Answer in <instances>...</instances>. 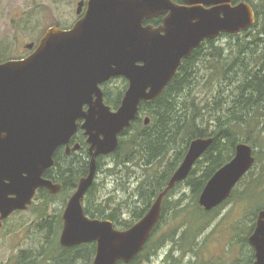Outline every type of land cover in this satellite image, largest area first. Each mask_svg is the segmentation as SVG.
Masks as SVG:
<instances>
[{"label":"water","instance_id":"obj_1","mask_svg":"<svg viewBox=\"0 0 264 264\" xmlns=\"http://www.w3.org/2000/svg\"><path fill=\"white\" fill-rule=\"evenodd\" d=\"M183 1L184 5L173 0H89L72 28L50 27L27 57L0 62V180H10L7 185L0 182L3 216L26 209L38 187H47L52 193L62 189L43 174L55 164L54 154L60 146L67 145L69 151L77 121L84 119L90 168L64 208L60 243L72 247L96 241L93 264L130 262L143 249L161 219L165 194L189 176L213 138L191 141L165 191L125 230L84 212L82 201L95 181L97 157L118 149L120 134L135 120L140 102L162 94L183 59L204 40L237 34L256 21L255 10L246 1ZM83 5L79 2V14ZM166 12L162 27L143 25L145 19ZM34 44L26 47L33 49ZM119 76L129 85L121 105L113 110L105 102L101 85ZM149 121L146 117L145 123ZM79 147L77 144L73 150ZM255 161L253 146L238 143L234 157L206 183L199 204L206 210L221 205ZM10 192L16 196L7 199ZM249 242L255 249L253 264H264V210Z\"/></svg>","mask_w":264,"mask_h":264},{"label":"trees","instance_id":"obj_2","mask_svg":"<svg viewBox=\"0 0 264 264\" xmlns=\"http://www.w3.org/2000/svg\"><path fill=\"white\" fill-rule=\"evenodd\" d=\"M238 1H246L252 5L256 13L255 23L247 30L237 34L223 33L217 39L207 40L190 56L184 58L177 73L162 94L152 101L140 102L135 120L129 128L120 134L118 149L110 155L97 157L99 169L106 156H114L116 168L111 173H115L122 165L128 166L132 162L141 164L143 173L139 177L136 187V196L140 201L138 208L135 207L132 211L133 218L130 221L118 220L116 215L114 217L106 210H100L95 215V211L85 208L87 214L114 220L116 225L122 228L132 226L145 215L158 196L165 191L171 177L183 161L191 141L200 137H212L213 143L203 154V159H199L196 163V165L204 166L202 174H198L197 168L194 166L189 176L169 189L162 201L163 213L172 205L174 217L184 216L187 208L183 206V196L187 194L174 197L172 192L179 184L185 182L183 186H187L195 195L192 217L187 219L186 224L188 235L202 234L210 226L214 219L213 214H218L220 208L218 206L212 210H206L199 204V196L203 188L214 173L234 157L236 146L241 142L240 134L247 133V138L242 142L251 144L252 137L257 140L253 133H261L264 129V123H259V118L262 115L258 113L264 106V0H236V2ZM223 38H228L229 42L220 43ZM3 56L0 54V62L15 58L1 59ZM206 60L214 62V66L211 77L205 78L200 76V71L201 65ZM235 76L238 78L235 79ZM122 78L125 84H123V90L119 89L117 93L110 86L115 78L102 86L106 104L115 110L119 107L128 88V80ZM231 84L234 88L231 87L228 92V87ZM203 88L207 89L205 93L208 94L205 99L202 96ZM206 112L209 114L207 119ZM146 117L150 119L148 124L145 123ZM78 139L82 140L83 154L79 152V156L68 159H65L64 156V160H62L60 151L55 153L56 167L59 168L64 183L62 192L66 189L74 191L80 177L89 172L91 159L89 145L85 141V136ZM75 144L76 142H72V145ZM252 146L256 158L255 164L239 182L245 183L246 179H249L252 183L247 185V190L242 194L240 201L257 200L262 196L257 198L258 196L255 195L264 182V149L259 152L254 145ZM169 156L172 157L171 160L167 159ZM160 160H164L162 166L160 169L155 168L156 163ZM257 167L259 168L258 174L254 172ZM48 172L46 173L50 174ZM95 185L96 178L85 196L98 197L93 192L96 188ZM235 188L232 191V196L236 191ZM47 198L45 197L46 200ZM65 204L66 200L64 199L63 205ZM89 206L90 203L87 207ZM163 217L164 215H162V219ZM185 220L182 219L181 223ZM236 222L239 227L243 223L240 220ZM55 225H57L56 233L58 234L63 226L61 216L57 218ZM245 227L241 230L246 233V240L249 242V234L250 231L253 232L254 227L250 228L249 226V231L248 223ZM160 239L162 240L163 236ZM152 241L153 235L151 234L143 249L130 262L120 260L117 264H139L148 259L147 253H150ZM249 245H251L250 242ZM58 247L63 253L55 258L59 259L60 257L63 261L75 248H86L87 255L89 251L93 255L96 252L95 246L90 244L80 247H64L60 244L58 246L56 243L54 250ZM251 254L254 259L253 249ZM68 256H71V253Z\"/></svg>","mask_w":264,"mask_h":264},{"label":"rangeland","instance_id":"obj_3","mask_svg":"<svg viewBox=\"0 0 264 264\" xmlns=\"http://www.w3.org/2000/svg\"><path fill=\"white\" fill-rule=\"evenodd\" d=\"M78 1L80 0H0V54L4 55L1 59L10 57L21 59L25 56L27 57L33 49L27 48L26 44L30 42L38 43L50 27L56 26L61 29L72 28V25L76 23L79 17L76 12ZM227 42H229L228 38L220 40V43ZM213 66L214 62L206 60L201 65L200 76H204L205 78L211 77ZM236 78L238 76H235ZM123 84H125L124 80L119 76L112 81L110 86L117 93L119 89L123 90ZM231 87L234 88L231 84L228 87V92H230ZM206 91V88L202 89L204 99L208 95L205 93ZM204 101L203 103L205 104ZM258 113L262 115L259 118V123H264V106ZM205 117L206 119L209 117L207 112L205 113ZM253 135L257 137V140L252 137L251 142L253 144H251L260 152L264 149V129L261 133L255 132ZM245 138H247V133L240 134L239 139L241 142ZM87 144L89 145L88 142ZM80 152V154H83V150ZM167 159L171 160L172 157L169 156ZM114 161V156H106L103 159L102 165L98 169L96 188L93 192L99 198H107L106 201L114 207L120 206L127 209L131 201H136V204L139 206L140 199L136 196V187L138 186L139 177L143 173L141 164L132 162L128 166L122 165L118 167L115 173H111L116 168ZM163 162L164 160L158 161L155 168L160 169ZM195 168H197L198 174H202L203 165L197 164ZM258 170L259 168L257 167L254 172L258 174ZM251 183L249 179H246L245 183L237 184L234 196L219 207L218 214H213L214 219L210 223V226L202 234L194 235L203 247L199 245L195 249V252L189 254L186 251L183 256H180L177 252L176 256L181 260L183 259V262L187 257L188 260L194 261L195 257L193 256L195 255L205 264H252L254 260L251 254L252 248L246 240V233L241 229L246 228L247 223L248 231L249 226L250 228H255L258 212L264 209V182L255 195L256 197L258 196L257 198L262 195L261 198L240 201L242 194L247 190V185H251ZM183 185H185V182L176 187L175 194H187L183 196V206H186L187 211L184 216L178 215L174 217V209L172 205L169 206L158 226V229L161 231L157 234V238H159V234L163 233L162 241L164 243L170 240L173 236V231L178 229L181 232L183 230L186 231V224L190 217H192L191 212L195 207V195L193 191ZM73 193L72 189H66V191L52 197L53 200L48 205L38 199L33 208L15 220L13 224L18 225V227L23 225V232L19 236H2L0 238L1 259L5 260L7 256L14 257L17 252L25 251V255L27 256L26 264H39V261H42L41 264H91L94 255L93 253H88L87 255L85 248L73 249L70 252L71 256H68L69 253L64 261L60 257L59 259L55 258L63 253L60 247L55 250L52 248V245H55L53 244L54 235L59 234L60 238L62 231L61 226L60 233H56L57 225H55V221L59 216L62 217L63 215L66 205H63L64 199L67 203ZM136 208L138 207L136 206ZM132 211L133 209L129 208L127 215L123 219L130 221L133 218ZM46 214L47 218H45ZM182 219L186 220L181 223ZM238 220L243 221L240 227L237 226L239 225L236 222ZM117 229L125 230L127 228L118 226ZM251 232L250 234L248 232L249 237L251 236ZM180 245V243L174 244L175 247L178 246L176 249L181 248L182 246ZM151 249L152 247L150 248V253H147L148 259L139 264H155L156 257L150 259ZM36 254L38 256L34 257ZM6 264L8 263L6 262ZM13 264H19V260L14 261ZM158 264H162V261ZM191 264H198V262Z\"/></svg>","mask_w":264,"mask_h":264},{"label":"flooded vegetation","instance_id":"obj_4","mask_svg":"<svg viewBox=\"0 0 264 264\" xmlns=\"http://www.w3.org/2000/svg\"><path fill=\"white\" fill-rule=\"evenodd\" d=\"M81 1L84 2V5L82 6V11H81L80 14L76 11L77 15L79 16L78 20L80 18H82V16L84 15L85 10L88 7V1L89 0H80V1H78L77 10H78V6H79V2H81ZM173 1L176 2L179 5H184L185 4V2L183 0H173ZM168 14H169V12H166V13L160 14L158 16H154L152 18L145 19L144 22H143V25L144 26H149L150 25L154 29H158V28H160V27H162L164 25V19L168 16ZM161 32L164 33L162 30H161ZM207 40H210V39H206L203 42H205ZM203 42L201 43V45L203 44ZM34 43L35 44H34L33 49L37 46V43L36 42H34ZM199 47H197V48H199ZM197 48H195V49H197ZM110 80H108V81H110ZM108 81H106V82H108ZM106 82H104V83H106ZM103 84L101 86H103ZM102 89H103V87H102ZM85 109H87V106H85ZM83 122H84V119H78V121H77L78 128H77V131L72 135V137L70 139V142H69L70 149H69V151H68L67 145L60 146L56 150V151H60L62 160H64V156H65V159L75 158V157L79 156V152L81 151V148H82V144H81L82 140L78 139V138L85 136L86 137L85 141L87 140V135L85 134V129H83V127H82ZM72 142H76V144L72 145ZM77 144H79L80 147L78 149H76V150H73V147H75ZM202 157L200 159H203ZM54 159H55V154H54ZM47 171H49L50 174H47L46 173ZM86 175H84V176H86ZM97 175H98V172H97ZM84 176H81L80 179L83 178ZM43 178L47 179V180H50L53 183H60L62 185V189L60 191H58L57 193H52L47 187H43V186L38 187L36 189V192H35L33 198H32V202L29 205H27L26 209L18 208V209H15V210L11 211L9 214H7L5 216H3V213L0 211V238L2 236L3 237H5V236L6 237L19 236L23 232L24 227H23V225H20V227H18V225L13 224V222L15 220H17L18 218L22 217L25 213H27L29 209L33 208V206L37 203L38 199L43 201L44 204L48 205L53 200V199H51V197H54V196L59 195L60 193H62V191L64 189V183H63V178H62L61 174L59 173V168L56 167V160H55V165L50 167V168H48L45 171V173L43 174ZM61 178H62V180H61ZM58 180H60V181H58ZM0 182L2 184H4V185H7V184L10 183V180L8 178H4V179L0 180ZM12 189L13 188H11V190ZM75 190H76V188H75ZM173 192H172V194H174V195H172V196L175 197L176 196V194H175L176 189ZM232 195H233V192L231 193V196L226 201H224V203L227 202L232 197ZM15 196L16 195H15L14 192H10V193H7L6 198L7 199H11V198H14ZM45 197H48L47 200L45 199ZM106 200H107V198L102 199V198H99V197H87V196H84V199L82 201V205H83L85 214L89 218H92V219L105 220V219H108V218H99L98 216L93 217L90 214H87V212L85 211V208H89L90 210L95 211V215H97V212H99L100 210H106V211L110 212L114 217L116 215L118 220H121V219L125 218V216L127 215L128 211H129V208L130 209H135L136 206L138 207V204H136L135 201L132 204H128V208L127 209H124L123 207H120V206H118V207L111 206V204L108 203ZM88 203H90L89 207H87ZM224 203H222L220 206H222ZM262 210H264V209H262ZM262 210H259L258 215H257V219H258L260 211H262ZM162 215H164L163 207H162L161 219H162ZM45 218H47V214L45 215ZM161 219H160L159 222H161ZM108 220H110V219H108ZM111 221L113 222L114 227L117 228L118 226L116 225V222L114 220H111ZM159 222H158V224H159ZM155 228H154V230H155ZM154 230L151 233L153 235L152 245H154V246H151L152 247V249H151L152 253L150 255V259L151 258L154 259V257H156V260L154 262L155 264H158L160 261H162V264H191V263H195V262H198V264H205L200 259H198L195 255L193 256V257H195L194 261L188 260V257H187L184 262L182 261L183 259L181 260L179 257L176 256L177 252L180 254V256H183V254H185L186 251H187V253L189 252V254H192L193 252H195V249L199 245H201V244H199L200 241L198 239L196 240L194 234L193 235H188L187 231L183 230V232H181L178 229V230L173 231L172 238H170V240L167 241V243H164L160 239L163 236V233L159 234L158 235L159 238H157V234L161 230H159L158 228L155 231ZM59 233H60V231H59ZM53 241H54L53 244L56 245V243L59 242V244L61 245L59 234L58 235H56V234L54 235ZM178 243H180L181 244L180 246H182V247L176 249V247H178V246L175 247L174 244L177 245ZM86 244H90L92 246H95L96 251H97V242L96 241L82 243V244L75 245V246H72V247H80V246L86 245ZM55 245H52L53 249H54ZM84 247H86V246H84ZM84 247H81V248H84ZM251 248L254 250V260H256L255 249H254V247L252 245H251ZM25 253H26L25 251L17 252L14 257H12V256L8 257L7 256L5 258V260L1 259L2 257L0 255V264H6V262L8 264H13L14 261H17V260H19V264H26L27 256L25 255ZM89 253H91V252L89 251ZM95 255H96V252L94 254V258H95ZM37 256H38V254H36L34 257H37ZM94 258H93V261H92L91 264H93ZM41 262L42 261H39L38 263L41 264Z\"/></svg>","mask_w":264,"mask_h":264},{"label":"bare ground","instance_id":"obj_5","mask_svg":"<svg viewBox=\"0 0 264 264\" xmlns=\"http://www.w3.org/2000/svg\"><path fill=\"white\" fill-rule=\"evenodd\" d=\"M217 137V136H216Z\"/></svg>","mask_w":264,"mask_h":264}]
</instances>
